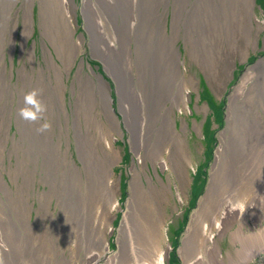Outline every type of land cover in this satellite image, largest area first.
Instances as JSON below:
<instances>
[{"label": "bare ground", "instance_id": "6f19581e", "mask_svg": "<svg viewBox=\"0 0 264 264\" xmlns=\"http://www.w3.org/2000/svg\"><path fill=\"white\" fill-rule=\"evenodd\" d=\"M32 1L23 2L20 56L24 55L25 39L32 29ZM3 2L10 4V15L13 5L9 0ZM38 3L41 33L52 45L60 63L57 64L50 54L48 56L46 48L49 59H44L51 71L46 72L38 66V82L31 80V84L25 79L31 78L34 71L26 72L23 65L22 69H18L17 81L12 82L11 74H5L6 68L1 64L0 56V112L8 116L5 121H0V130L5 138L11 140V148L6 155L0 141V161L3 164L4 157L10 160L12 156L16 160L14 165L7 167L0 164V192L6 196V202L7 199H17L12 198L13 190L3 180L4 173L9 175L18 193L23 189L28 192L33 190V184L37 182L33 177L34 171L20 163L25 153L31 157L29 161L35 167L37 161H51L49 190L56 197V205L60 209L54 217L52 213L47 215L41 210L44 197L48 194L43 191L38 198L40 208L35 211V223L45 220L43 217L47 216L54 231L59 232L51 245L42 244L51 247V264H102V261L104 264H165V254H168L170 245H165L164 250L158 252L155 249L149 251L146 240H149V235L152 239L154 232L158 238L164 234L161 201H167L166 194L171 192V187L169 180L165 184L156 174L158 186L145 170L147 161L159 165L161 169L169 165L180 186L187 180V172L182 165L187 158L184 142L175 129L171 114L175 107L186 109L187 87L192 85V79L182 73L180 65L184 63L180 60L175 43L182 35L188 57L196 63L203 62L206 69L216 73L222 52L238 48L237 43L241 40H245L246 46L251 43V32L255 29L253 22L257 24L256 30L262 31L264 22L252 10L254 1L81 0L78 6L73 0H38ZM70 5L71 9L81 10L88 39L82 34L74 37ZM170 8L172 20L168 34L165 16ZM15 29L14 22L10 32L11 48L14 47ZM86 43L92 57L102 63L104 73L115 85L118 110L123 115L129 135L128 143L137 159V163L133 161L130 168V194L124 208H120L116 194L118 187L112 176V165L120 160L118 150L113 147L115 138L110 136L103 140L106 133L121 132L113 111V100L100 74H96L91 67L89 73L82 70L83 59L71 82V93L77 96L74 108L69 113L64 106V71L69 77L74 59L83 53L82 46ZM2 49L0 45V54ZM27 54L33 67V48ZM241 55L244 59L247 52L243 51ZM39 78L46 85L42 98L48 106L46 119H50L52 124L51 130L43 134L36 133L32 124L18 115L25 92L40 88ZM51 79L56 82L54 86ZM15 95L18 96V107L13 119L11 114ZM227 99L226 125L218 132L219 144L209 172L210 178L203 196L190 215L178 247L183 264H226L214 237L216 232L221 236L235 219L240 225L230 234L231 241L241 247L237 253L247 251L245 258L240 260L252 259L258 254L257 250L264 252V56L246 66ZM62 115L64 127L60 124ZM101 117H105L106 124ZM11 122L15 123L17 136L9 134ZM71 129L82 171L70 157L68 146ZM92 129L96 133H91ZM63 140L65 148L61 147ZM18 151L22 152L21 156H18ZM164 153L168 155V161L164 159ZM19 177L21 182H18ZM95 187L102 191V207H98L90 195ZM176 188L180 189L178 186ZM34 194L39 196L38 192ZM75 198L80 201L81 213L77 218L78 237L60 228L63 223L65 227V219L71 218L70 209H77ZM238 198H247L254 205L248 207L242 217L232 207ZM27 204V201H22V209L17 214L23 213V207ZM117 210L121 211L120 223L115 229L116 241L120 245L118 250L111 251L106 233L113 229L111 218ZM138 216L143 217V222L137 229ZM4 217H0V257L5 259L4 264H25L20 257L13 262L14 256L10 255L13 243L8 238L10 236L20 242L27 239L31 248L37 245L39 248V244L31 240L32 235L38 233L39 225L33 227L27 223L24 232H17V225L13 227L10 217L5 224L7 218ZM245 220L252 221L253 234L243 235L241 222ZM72 223H75L72 218L66 223L69 230ZM83 235L86 237L79 241ZM79 252H82L81 260ZM143 256H148V259ZM8 258H12V261ZM227 259L230 261L228 264H234L232 256L227 255Z\"/></svg>", "mask_w": 264, "mask_h": 264}, {"label": "rangeland", "instance_id": "374dc122", "mask_svg": "<svg viewBox=\"0 0 264 264\" xmlns=\"http://www.w3.org/2000/svg\"><path fill=\"white\" fill-rule=\"evenodd\" d=\"M11 4L13 5L12 11L9 15V5H6L3 0H0V38L2 37L0 41V45L3 46V52L0 54L2 56V65H5V74L6 76H9L11 74V81L16 82L17 76H18V69H22L23 65L26 66V72H33L31 73V78H26L25 82L27 80L31 83V80L33 82H38V77L36 74V70L38 66L41 67L44 71H51V67L48 68L45 62V59H49V54L53 57L54 61L59 64V60L56 56V53L52 47V45L49 43V41L42 35L41 29H40V13H39V3L38 0H33L31 5V20H32V29L31 32L28 34V36L25 39V45H24V55L20 56L21 53V40L23 38L22 35V27H23V9L25 8L23 6V2L25 0H9ZM74 3L78 6L81 0H73ZM194 1V0H192ZM254 6H253V12L257 16V18L264 22V0H253ZM69 14L71 17V22L73 25V28L75 30L74 37H78L80 34L84 35L85 39H88L87 33L84 31V25H83V17L81 14V10L78 8L71 9V5L69 8ZM9 16H11L9 18ZM166 17V31L168 34H170V25L172 20V8H170V11L167 13ZM14 22L16 23V29H15V42L14 47L11 48V41H10V32L14 27ZM254 24V31L251 32V38H250V44L245 45V40L239 41L238 48H235L234 50H228L225 52H222V56L220 58L221 62L218 63L216 68V73L213 72V70L206 69V66L203 64V62L198 61L199 63L194 62V60L190 59L188 57V49L184 47V40L182 35L179 36L178 40L175 43V46L179 50L180 54V60L184 63L183 65H180V68L182 70L183 75L188 78L190 77L192 79V85H188L187 87V107L186 109H183V107L180 108H173V114H171V117L173 118L175 122V129L180 134V136L183 139L184 142V148L186 153V161H183V169L187 172V180L186 182L180 186V183L178 182V178L176 174L172 171L170 166L168 165L167 168L161 169L159 165L151 164L149 161H147V170L145 172L152 177L153 182L159 186L158 178L156 174H158L161 178V180L167 184L169 180V184L171 187V192H167V201H161V219L163 222V230L164 234L160 238L156 237L155 232L149 240H146V246L147 249L150 251V249L157 250H164L165 245H170V249L167 250L168 254H165V264H183L181 258L178 254V247L182 243V237L184 235V232L186 230V227L188 226V223L190 221V215L192 211L197 207V203L201 196H203L205 192V188L207 185V182L209 180V172L211 169V165L214 162V154L216 147L219 144L218 141V132L222 130L226 125L225 115H226V106L228 102V96L233 88V86L238 82L240 79V76L243 74L245 68L249 64H253L257 59L264 56V24L262 31H257L256 27L257 24L253 22ZM5 30V31H3ZM135 45V44H134ZM217 45V44H214ZM133 47V45H132ZM33 48V60L34 65L33 67L29 64L28 61V54L27 52ZM49 51L48 56L46 54L47 49ZM83 53H80L75 59L74 63L70 68L69 77H67V72L64 71L63 74V81L66 85L63 93V100H64V106L65 109L71 113L72 109L74 108V100L77 98L76 93L73 95L71 93V82L74 80V75L78 70V67L81 63V59L84 60L82 62V70L85 71V73H89V67L92 68V70L96 74H100L104 80L103 83L105 86L109 88V95L112 97V107L115 116L117 117V123L118 127L120 128L121 132H112L109 134H105V137H103V140L109 139L110 136L114 137V143L113 147L118 150L120 160L112 165V172H113V178L116 181V194L117 199L120 203V208H124L126 205V200L129 198L130 189H129V183L131 180L130 175V168L132 167L133 161L137 163L136 156L132 152L131 146L128 143V132L125 128V124L123 122V115L118 110V102L116 100V92H115V85L113 81L107 76V74L104 73L103 65L100 63L98 59H95L90 54L89 46L88 44H84L82 46ZM247 52V56L242 57V52ZM52 75V72H51ZM53 77V75H52ZM37 79V81H36ZM45 82H47V78L44 77ZM40 81V89H43L46 87V85ZM19 82V81H18ZM21 83V82H19ZM34 83V84H36ZM56 82L51 79V84L53 86ZM33 84V83H31ZM151 82H150V89H151ZM76 87V85H75ZM49 90V89H48ZM46 90V91H48ZM27 92V91H26ZM25 92V93H26ZM208 94V95H207ZM18 96L15 95L13 100V111L11 114V117L14 119L16 115V108L18 107ZM167 105H169L167 103ZM7 114L0 112V121H5L7 118ZM47 117V116H46ZM61 117V126L64 127L63 124V115ZM104 123L106 124L105 117H101ZM50 121V119H48ZM25 121V120H24ZM33 126V130L37 132L38 125L31 123ZM70 129V128H69ZM0 141L2 143V147L5 149L4 153L7 154L8 151H10L11 148V140L5 138L3 135L4 133L0 130ZM91 133H96L92 129ZM121 133V134H120ZM9 134L10 136L18 135L16 126L14 122H11L9 125ZM82 134V133H81ZM47 138V137H44ZM43 138V139H44ZM6 143V144H5ZM94 143V142H93ZM61 147L65 148L66 143L63 140L61 142ZM69 152L70 157L78 167L79 171H82V163L78 159L75 143L73 142V130L69 132ZM87 147L86 152L90 151ZM97 148V147H96ZM13 150V148H12ZM142 153V152H141ZM1 154V153H0ZM22 152L18 151V156H21ZM11 157V156H10ZM164 159L168 161V155L164 153L163 155ZM31 157L27 156L25 153V157L22 158L20 163H23L24 165H27V168L30 171H34L33 177L36 178V181L33 184V190L29 191L27 189H23L21 193H18L16 190V186L11 182V178L7 173H4L2 175L3 180L7 183V186H9L10 190H13L12 192V198L17 199H7L6 202V196L0 192V198L2 200L1 204H6L2 206L0 204V217H3L5 219V224L8 222V218L10 217V222L14 226L17 225V232H24L25 224L29 223L32 224L33 227L36 225H39V231L38 233H34L32 235V241L34 244H39V248L34 246V248L30 247V243H27V239L24 240V242H20L19 240L8 238V241L13 243L11 244L12 248L10 251V255H13V262L20 257L24 260L25 264H51V258H52V250L51 247H48L47 245L44 246L42 244H48L51 245L57 238L55 228H53L49 222L50 218L45 216L43 217V221L35 223V211H38L40 208L39 201L41 192L45 191L47 196H45V200L42 204V211L45 212L47 215H53L59 211L60 207L56 205V197L54 195H51V187L49 186V180H48V174H51V161L47 160H40L36 162V167L33 165L31 161H29ZM135 159V160H134ZM16 162L15 156H12L10 160L8 158L4 157L3 164L2 161H0V164L3 166H8L9 164L14 165ZM169 164V163H168ZM138 168V167H137ZM156 172V173H155ZM142 181L146 185L145 177L142 175ZM82 178L84 179V175L82 174ZM18 182H21V177L18 178ZM180 187L179 190H177L176 187ZM50 189V190H49ZM70 191H72L70 189ZM35 192L39 193V196L37 197ZM102 192V191H101ZM101 192L100 190H97L96 187L94 190L90 193L92 195V198L95 199L94 203L98 207H102L103 203L101 198ZM23 197V199L20 197ZM27 201L28 204L23 207L24 212L21 214H17L18 210L22 209V201ZM74 200H77V203L74 205L77 206V209H70L72 211V222L75 221V223H72V227L69 230V225L66 223L69 222L68 219L66 221L65 219V227L64 223L60 227L65 232H70L71 236H79V225L77 223V218L80 213L79 209V202L78 198H75ZM72 204H70L71 206ZM29 206V209H28ZM29 212V213H28ZM16 214V215H15ZM71 215V213H70ZM114 217L111 218V227L113 228L111 232L106 233L107 241L109 243L110 250H118L119 245L116 241V231L115 229L118 228V225L120 223L121 218V211L117 210L116 212H113ZM52 217V216H51ZM29 219V221L27 220ZM136 219H138L137 229L141 222H143V217L138 216ZM10 224V225H11ZM144 224V223H143ZM264 224V222H263ZM11 225V227H12ZM224 225V222H223ZM240 225V222H238L236 219L231 222L230 227L221 235L219 236V233L216 231L215 234V240L217 242V248L220 251L221 256L224 259V263L228 264L230 261L227 259V255L232 256V261L234 264H264V252H261L260 250H257V253L252 259L246 261L240 260V258H245L246 250H242L239 253L236 251L241 247L231 241L230 234L238 228ZM242 225V233L243 235H247L249 233L253 234L254 226L252 225L251 220H245L241 222ZM201 229V227H198ZM253 228V229H250ZM68 229V230H67ZM253 230V231H252ZM51 231V234H50ZM61 231V230H59ZM40 232V233H39ZM62 233V232H61ZM86 236L83 235L81 237L82 241ZM155 237V238H154ZM127 242V240H126ZM201 242V241H200ZM22 243V244H21ZM202 243V242H201ZM239 243V242H238ZM22 245V246H20ZM199 248H201L200 244ZM158 252V251H157ZM68 252L65 253L67 255ZM170 254H174L170 258ZM80 260L82 257V252H79ZM106 254L103 256V260ZM143 258L148 259V256H143ZM4 259V258H3ZM10 261H12V258H8ZM7 260V259H6ZM49 260V261H48ZM5 261V259H4ZM47 261V262H46ZM44 262V263H43ZM79 262V261H78ZM10 263V262H9ZM102 264L104 262L102 261Z\"/></svg>", "mask_w": 264, "mask_h": 264}, {"label": "clouds", "instance_id": "9594fccd", "mask_svg": "<svg viewBox=\"0 0 264 264\" xmlns=\"http://www.w3.org/2000/svg\"><path fill=\"white\" fill-rule=\"evenodd\" d=\"M43 89L34 88L25 93L23 97V106L19 108L18 115L22 120L29 123H38L37 132L43 134L51 130L52 124L46 119L48 106L43 100ZM42 122V123H41ZM254 205L249 203L247 198H238L233 204V210L238 211L242 217L248 207ZM0 264H4V260L0 257Z\"/></svg>", "mask_w": 264, "mask_h": 264}, {"label": "trees", "instance_id": "16d2710c", "mask_svg": "<svg viewBox=\"0 0 264 264\" xmlns=\"http://www.w3.org/2000/svg\"><path fill=\"white\" fill-rule=\"evenodd\" d=\"M207 95H208V94H207ZM172 256H174V254H170V258H171Z\"/></svg>", "mask_w": 264, "mask_h": 264}]
</instances>
